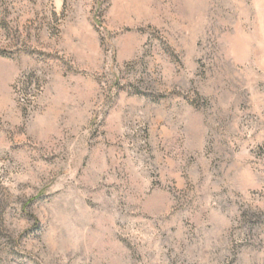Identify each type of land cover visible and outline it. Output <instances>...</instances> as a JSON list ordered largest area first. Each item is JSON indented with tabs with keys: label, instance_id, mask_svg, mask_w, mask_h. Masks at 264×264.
<instances>
[{
	"label": "rangeland",
	"instance_id": "obj_1",
	"mask_svg": "<svg viewBox=\"0 0 264 264\" xmlns=\"http://www.w3.org/2000/svg\"><path fill=\"white\" fill-rule=\"evenodd\" d=\"M0 264H264V0H0Z\"/></svg>",
	"mask_w": 264,
	"mask_h": 264
}]
</instances>
